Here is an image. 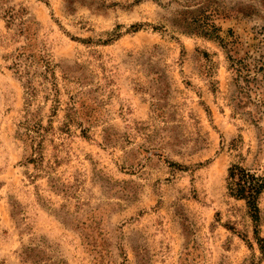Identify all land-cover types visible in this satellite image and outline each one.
Instances as JSON below:
<instances>
[{
  "label": "rangeland",
  "instance_id": "1",
  "mask_svg": "<svg viewBox=\"0 0 264 264\" xmlns=\"http://www.w3.org/2000/svg\"><path fill=\"white\" fill-rule=\"evenodd\" d=\"M184 4L0 0V264H264V192L255 222L227 188L264 171V107ZM219 4L224 31L264 25L263 0ZM29 42L52 72L15 70Z\"/></svg>",
  "mask_w": 264,
  "mask_h": 264
},
{
  "label": "trees",
  "instance_id": "2",
  "mask_svg": "<svg viewBox=\"0 0 264 264\" xmlns=\"http://www.w3.org/2000/svg\"><path fill=\"white\" fill-rule=\"evenodd\" d=\"M184 2L187 7L197 6L195 11L198 14L194 19L195 30L205 37H214L223 44L229 67L235 74L234 81L244 97L248 99L247 103L259 104L264 107V25L238 28L231 26L224 31L221 26L217 25L216 20L220 14L224 15L223 18H230V13L220 10L219 0H184ZM25 10L11 6L5 12L9 22L8 27L15 23V20H21L19 33L22 32L28 39H31L32 25L37 21L26 18ZM235 12L237 24L243 17L252 15L251 11H246L243 8H239ZM40 50L35 49L33 43L24 44L14 56L13 67L15 70L27 73L33 66L40 64L45 70L52 72V61ZM28 82L30 88L33 89L31 85L33 82L31 80ZM250 114L253 122L260 121V117L254 111ZM227 188L232 196L246 202L248 215L253 221H259V200L264 192V171L259 172L238 163L232 164L228 170ZM259 244L264 250V238L260 237Z\"/></svg>",
  "mask_w": 264,
  "mask_h": 264
}]
</instances>
